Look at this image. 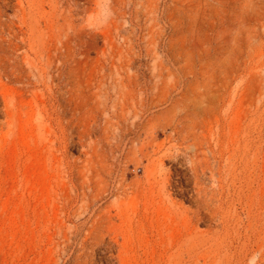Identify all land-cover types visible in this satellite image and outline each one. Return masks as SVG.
I'll return each instance as SVG.
<instances>
[{"label": "rangeland", "instance_id": "rangeland-1", "mask_svg": "<svg viewBox=\"0 0 264 264\" xmlns=\"http://www.w3.org/2000/svg\"><path fill=\"white\" fill-rule=\"evenodd\" d=\"M0 264H264V0H0Z\"/></svg>", "mask_w": 264, "mask_h": 264}]
</instances>
